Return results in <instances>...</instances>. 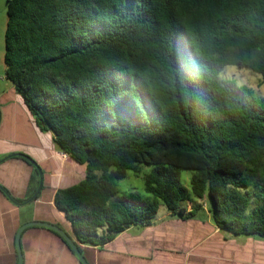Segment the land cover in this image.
I'll list each match as a JSON object with an SVG mask.
<instances>
[{
    "label": "trees",
    "instance_id": "trees-1",
    "mask_svg": "<svg viewBox=\"0 0 264 264\" xmlns=\"http://www.w3.org/2000/svg\"><path fill=\"white\" fill-rule=\"evenodd\" d=\"M4 61L40 130L87 166L54 198L79 250L162 206L264 237V97L221 77L236 66L264 80V0H7ZM13 156L35 168L31 197L41 169ZM144 166L145 192L120 193Z\"/></svg>",
    "mask_w": 264,
    "mask_h": 264
},
{
    "label": "crops",
    "instance_id": "crops-1",
    "mask_svg": "<svg viewBox=\"0 0 264 264\" xmlns=\"http://www.w3.org/2000/svg\"><path fill=\"white\" fill-rule=\"evenodd\" d=\"M0 86V185L18 200L0 190V264H18L16 236L27 223L56 224L75 240L72 225L54 198L58 189L85 179L87 166L62 152L51 132L40 130L6 70ZM14 154L29 156L41 169L43 185L35 200L29 194L35 168ZM20 243L22 264H82L47 228H25ZM80 252L88 264H264V237L223 231L207 210L184 220L160 208L149 225L132 226L102 248L80 245Z\"/></svg>",
    "mask_w": 264,
    "mask_h": 264
},
{
    "label": "rangeland",
    "instance_id": "rangeland-1",
    "mask_svg": "<svg viewBox=\"0 0 264 264\" xmlns=\"http://www.w3.org/2000/svg\"><path fill=\"white\" fill-rule=\"evenodd\" d=\"M7 25V0H0V77L5 75L6 64L5 56V32ZM221 77L226 80H234L239 85H246L255 90L260 96L264 97V80L261 75L254 73L246 68H238L236 66H227L222 72ZM1 87V86H0ZM149 167L144 166L139 174L130 171L127 178L121 180L117 184L120 193L127 191L145 192L143 177L149 171ZM192 171L184 170L182 172V182L185 186L190 187V179ZM166 207H161V212L166 211Z\"/></svg>",
    "mask_w": 264,
    "mask_h": 264
},
{
    "label": "water",
    "instance_id": "water-1",
    "mask_svg": "<svg viewBox=\"0 0 264 264\" xmlns=\"http://www.w3.org/2000/svg\"><path fill=\"white\" fill-rule=\"evenodd\" d=\"M40 175H41L40 185H39L37 191L35 192V194L33 195V197L31 198V201L38 198L39 192H40L41 187L43 185V175H42L41 171H40ZM30 226L44 227V228H47L49 230H52V231L58 233L66 241V243L70 246L71 250L77 255L80 262L82 264H88L87 261L85 260V258L83 257L82 253L80 252V250L76 247L74 241L69 237V235L61 227H59L56 224H53L50 222H44V221H33L30 223H27V224L23 225L20 228V230L18 231L17 236H16V246H17V251H18V255H19L18 264H22V251H21L20 235H21V232L25 228L30 227Z\"/></svg>",
    "mask_w": 264,
    "mask_h": 264
}]
</instances>
